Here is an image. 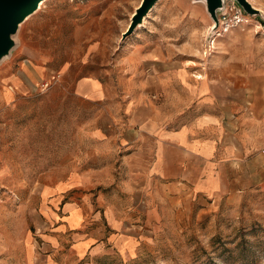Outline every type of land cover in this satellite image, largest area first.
Instances as JSON below:
<instances>
[{"label":"rangeland","instance_id":"1","mask_svg":"<svg viewBox=\"0 0 264 264\" xmlns=\"http://www.w3.org/2000/svg\"><path fill=\"white\" fill-rule=\"evenodd\" d=\"M43 1L0 62V81L21 78L10 100L0 93V164L11 162L0 176V264H264L262 155L236 160L220 194L196 195L189 184L142 179L122 144L127 104L162 101L129 94L144 86L160 42L197 90L183 89L184 121L205 103L231 104L236 137L264 140V0H251L261 14L227 32H212L205 1L160 0L124 39L143 0ZM89 77L102 82L101 96L81 94ZM56 183L68 184L57 209L42 191ZM106 201L122 214L117 231L94 222ZM67 202L80 209L77 225L48 217L66 216ZM90 235L94 245L79 248Z\"/></svg>","mask_w":264,"mask_h":264},{"label":"crops","instance_id":"2","mask_svg":"<svg viewBox=\"0 0 264 264\" xmlns=\"http://www.w3.org/2000/svg\"><path fill=\"white\" fill-rule=\"evenodd\" d=\"M165 48V43L160 42L152 51H149L146 59L152 65L150 67L152 72L144 80L142 88L129 92L135 96L142 95V91L149 96L162 95V101L147 99V102L143 104H127L125 110L130 109L132 113L130 121L123 127L122 144L125 142V145L130 147L128 158L133 161L131 168L141 173L142 179L151 180V183L158 179L170 181L172 185L189 184L196 195L215 196L223 192L228 170L234 171L235 165L238 164L236 160L242 159L244 164L247 162L245 159L253 154H257L258 161L262 160L264 140L240 141L236 137L235 123L229 114L233 110L231 104L205 103V108L198 111L196 115H187L184 121L181 114L189 105L188 99L191 97L186 99L183 89L186 90L187 86L191 91L197 90L188 84V76L182 69L172 67ZM196 81L199 83L198 80ZM0 85L2 86L0 90L2 102L8 101L12 98L15 87L21 85V78L17 74L8 75L0 81ZM198 85V91L200 90L202 95L208 94L207 81L205 85L201 83ZM79 89L81 94L86 96H101L104 90L99 79L90 77L80 81ZM187 94H193V92ZM253 159L251 161L255 162V158ZM10 164L9 160L1 162L0 176H9ZM17 169L18 176H26V171L20 162ZM135 180L136 178L133 182L131 181V187ZM67 185V183L43 185L44 199L48 198V193H54L52 208H58L59 193ZM173 188L179 187L173 185ZM66 207L68 213L66 216L60 217L55 210H51L47 213L48 217L66 227L79 224L82 217L78 205L67 202ZM101 209L98 212L95 211L94 222L105 219L114 231H117L123 222L120 209L108 201ZM63 228L64 226H61L60 229L63 230ZM95 231L97 230L94 229L92 234ZM88 238V241L84 240L85 243H80L78 247L94 245L93 235ZM114 240L117 241L120 238L115 237ZM95 246L96 252L102 248L101 244L96 243Z\"/></svg>","mask_w":264,"mask_h":264},{"label":"water","instance_id":"3","mask_svg":"<svg viewBox=\"0 0 264 264\" xmlns=\"http://www.w3.org/2000/svg\"><path fill=\"white\" fill-rule=\"evenodd\" d=\"M43 0H0V62L12 53L16 45L15 35L21 24L34 12H36ZM160 0H143L133 16L132 24L123 34L126 38L139 25ZM207 10L215 22L214 32L219 25L218 12L223 10L225 0H203ZM249 15H259L261 10L254 7L249 0H236Z\"/></svg>","mask_w":264,"mask_h":264},{"label":"built area","instance_id":"4","mask_svg":"<svg viewBox=\"0 0 264 264\" xmlns=\"http://www.w3.org/2000/svg\"><path fill=\"white\" fill-rule=\"evenodd\" d=\"M218 18V32H227L232 27L247 21L246 12L236 0H225L223 10L218 12Z\"/></svg>","mask_w":264,"mask_h":264},{"label":"bare ground","instance_id":"5","mask_svg":"<svg viewBox=\"0 0 264 264\" xmlns=\"http://www.w3.org/2000/svg\"><path fill=\"white\" fill-rule=\"evenodd\" d=\"M198 1H199V2H204L203 0H198ZM249 1L252 3L251 0H249ZM43 3H44V1L40 3V8H41V5H42ZM252 4H253V3H252ZM253 6L256 7L254 4H253ZM256 8H257V7H256ZM214 25H215V24L213 23V27H214ZM213 27H211V28L213 29ZM216 34H217V33H216ZM7 57H8V56H7Z\"/></svg>","mask_w":264,"mask_h":264}]
</instances>
